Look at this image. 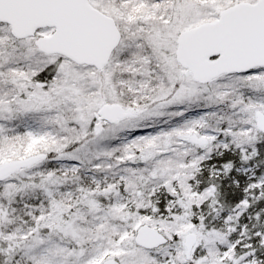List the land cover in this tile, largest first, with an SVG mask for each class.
Here are the masks:
<instances>
[{
  "label": "snow or ice",
  "instance_id": "snow-or-ice-1",
  "mask_svg": "<svg viewBox=\"0 0 264 264\" xmlns=\"http://www.w3.org/2000/svg\"><path fill=\"white\" fill-rule=\"evenodd\" d=\"M0 264H264V0H0Z\"/></svg>",
  "mask_w": 264,
  "mask_h": 264
}]
</instances>
